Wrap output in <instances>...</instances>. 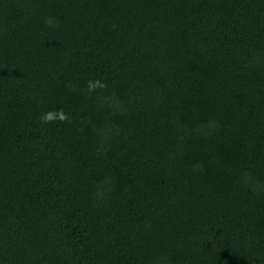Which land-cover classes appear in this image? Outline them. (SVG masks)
Segmentation results:
<instances>
[{
    "label": "trees",
    "instance_id": "1",
    "mask_svg": "<svg viewBox=\"0 0 264 264\" xmlns=\"http://www.w3.org/2000/svg\"><path fill=\"white\" fill-rule=\"evenodd\" d=\"M0 264H264V0H0Z\"/></svg>",
    "mask_w": 264,
    "mask_h": 264
},
{
    "label": "clouds",
    "instance_id": "2",
    "mask_svg": "<svg viewBox=\"0 0 264 264\" xmlns=\"http://www.w3.org/2000/svg\"><path fill=\"white\" fill-rule=\"evenodd\" d=\"M87 87L88 90L91 92V91H95L96 89L105 88L106 85L101 81L96 80V81H89ZM69 119H70L69 115L66 112H64L63 109L59 111H49L41 117V120L44 123H50L56 120H59L60 122H67L69 121Z\"/></svg>",
    "mask_w": 264,
    "mask_h": 264
}]
</instances>
